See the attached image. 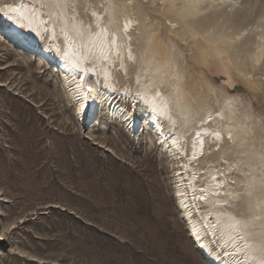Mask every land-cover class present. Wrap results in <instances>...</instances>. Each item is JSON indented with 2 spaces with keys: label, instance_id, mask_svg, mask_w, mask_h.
<instances>
[{
  "label": "rangeland",
  "instance_id": "374dc122",
  "mask_svg": "<svg viewBox=\"0 0 264 264\" xmlns=\"http://www.w3.org/2000/svg\"><path fill=\"white\" fill-rule=\"evenodd\" d=\"M117 1L138 20V59L151 40L177 47L187 72L218 98L237 95L251 104L264 128V96L252 93L221 59L204 65L197 50L184 51L160 0ZM228 2L209 7L195 31L212 39L248 33L241 50L250 54L264 42V0ZM187 40L193 44L197 37ZM7 41L0 37V264H206L175 207L177 165L148 134L128 136L103 111L93 118L99 115L98 123L84 126L58 72L37 67L40 58ZM262 65L255 78L264 77ZM211 159L221 164L215 154Z\"/></svg>",
  "mask_w": 264,
  "mask_h": 264
},
{
  "label": "bare ground",
  "instance_id": "6f19581e",
  "mask_svg": "<svg viewBox=\"0 0 264 264\" xmlns=\"http://www.w3.org/2000/svg\"><path fill=\"white\" fill-rule=\"evenodd\" d=\"M160 2L184 51L197 50L204 65L221 59L252 93L264 96V77L253 75L263 66L264 42L248 54L241 50L248 33L212 39L195 31L209 7L228 0ZM124 10L117 0H0V37L40 58L36 66L58 72L78 118L88 110L86 118L95 124L103 111L131 137L150 125L148 141L177 165L175 207L206 264H258L264 248L262 119L237 95L218 98L214 88L187 72L183 51L173 45L151 40L138 59L133 42L138 20ZM195 36L193 44L187 40ZM120 78L127 82L122 85ZM89 110L95 116L99 111L98 118L88 116Z\"/></svg>",
  "mask_w": 264,
  "mask_h": 264
},
{
  "label": "snow or ice",
  "instance_id": "6c2138e0",
  "mask_svg": "<svg viewBox=\"0 0 264 264\" xmlns=\"http://www.w3.org/2000/svg\"><path fill=\"white\" fill-rule=\"evenodd\" d=\"M260 251H261V257H260V259L258 261V264H264V248H261ZM249 258L252 259L254 257H249Z\"/></svg>",
  "mask_w": 264,
  "mask_h": 264
},
{
  "label": "built area",
  "instance_id": "2783aa9c",
  "mask_svg": "<svg viewBox=\"0 0 264 264\" xmlns=\"http://www.w3.org/2000/svg\"><path fill=\"white\" fill-rule=\"evenodd\" d=\"M84 121H86V120H85V118L81 120L82 124H84V123H85Z\"/></svg>",
  "mask_w": 264,
  "mask_h": 264
}]
</instances>
